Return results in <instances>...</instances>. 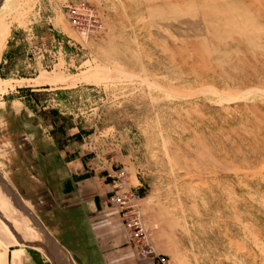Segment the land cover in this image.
I'll list each match as a JSON object with an SVG mask.
<instances>
[{
    "label": "rangeland",
    "instance_id": "1",
    "mask_svg": "<svg viewBox=\"0 0 264 264\" xmlns=\"http://www.w3.org/2000/svg\"><path fill=\"white\" fill-rule=\"evenodd\" d=\"M0 24V179L17 200L48 172L107 196L122 181L154 264H264V0H0Z\"/></svg>",
    "mask_w": 264,
    "mask_h": 264
},
{
    "label": "crops",
    "instance_id": "2",
    "mask_svg": "<svg viewBox=\"0 0 264 264\" xmlns=\"http://www.w3.org/2000/svg\"><path fill=\"white\" fill-rule=\"evenodd\" d=\"M101 184L94 175L59 177L56 172L19 183L15 189L23 208L45 232L38 235L40 244L31 245L15 225H8L9 231L0 221V264H42L40 248L51 250L59 264H67L65 253L76 264H154L138 256L118 211L106 203Z\"/></svg>",
    "mask_w": 264,
    "mask_h": 264
},
{
    "label": "built area",
    "instance_id": "3",
    "mask_svg": "<svg viewBox=\"0 0 264 264\" xmlns=\"http://www.w3.org/2000/svg\"><path fill=\"white\" fill-rule=\"evenodd\" d=\"M113 188L119 189L118 193H121V190H124L122 194L110 193L107 197V204L117 208L120 218L128 230L131 237L137 239L138 234L140 233V222L138 218L134 215L132 210L131 201L134 200V196L129 192L127 186H125L124 182H120V184H113ZM138 239L135 241V245L137 247V253L140 258H147L151 254V250L144 249L138 245Z\"/></svg>",
    "mask_w": 264,
    "mask_h": 264
},
{
    "label": "bare ground",
    "instance_id": "4",
    "mask_svg": "<svg viewBox=\"0 0 264 264\" xmlns=\"http://www.w3.org/2000/svg\"><path fill=\"white\" fill-rule=\"evenodd\" d=\"M4 36H5V29L3 26H1L0 24V47L3 43L4 40ZM1 49V48H0ZM3 175V174H1ZM5 184V183H4ZM3 182L0 179V207L3 209H9L11 211L12 214H14L15 216H17V218H19V223L20 225H22L24 227V229L26 230V232L28 233V235H35L38 236V229L34 228V224L32 223L33 220H30L31 218L29 217L28 213L24 211V209L21 208V206L19 205V202L17 200V197L15 196L14 193H12L11 191L6 190L3 186H4ZM10 188V187H9ZM14 191V190H13ZM8 210V211H9ZM0 212L3 214V212L0 210ZM28 216H27V215ZM1 218V217H0ZM30 218V219H29ZM3 218H1L0 220H2ZM6 219V218H5ZM4 221V220H2ZM1 221V222H2ZM12 223V222H9ZM12 225V224H11ZM14 226V225H13ZM39 226V225H38ZM10 227V226H9ZM11 228V227H10ZM9 228V229H10ZM12 229V228H11ZM17 230V229H16ZM11 231V230H9ZM15 231V229L13 230ZM33 233V234H32ZM16 235V233H15ZM41 235V233H40ZM14 236V235H13ZM18 236V235H17ZM12 237V236H11ZM14 238V237H13ZM19 238V237H18ZM42 238V236H41ZM38 240H40V237L38 238ZM39 247V246H38ZM42 253H44L45 251H43L42 248H40ZM53 260V259H52ZM56 264H59V262L57 261Z\"/></svg>",
    "mask_w": 264,
    "mask_h": 264
},
{
    "label": "water",
    "instance_id": "5",
    "mask_svg": "<svg viewBox=\"0 0 264 264\" xmlns=\"http://www.w3.org/2000/svg\"><path fill=\"white\" fill-rule=\"evenodd\" d=\"M3 184H4V183H3ZM4 188H5L6 190H9V191H11L12 193H14L13 190H11V188H9V187H8L7 185H5V184H4ZM18 202H19V205L21 206V208L23 209V206H22L20 200H18Z\"/></svg>",
    "mask_w": 264,
    "mask_h": 264
}]
</instances>
